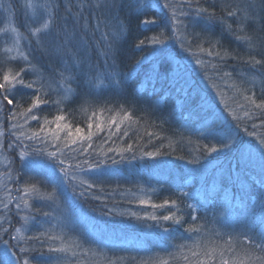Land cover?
<instances>
[{"label":"trees","instance_id":"16d2710c","mask_svg":"<svg viewBox=\"0 0 264 264\" xmlns=\"http://www.w3.org/2000/svg\"><path fill=\"white\" fill-rule=\"evenodd\" d=\"M166 1L169 0H114L115 8L102 11L85 6L83 18L77 24V31L88 42L89 62L116 73L115 79L121 81L119 87L109 85L106 80L103 90L92 92L83 83L79 86L73 84L75 94L62 103L59 110L52 104L41 105L39 110H34L40 117V124H37L30 118L26 121L21 114L28 107L27 101L32 96V90L18 86L17 105H6L4 112L0 113V132H3L0 144L4 145L0 148V209L4 204L9 205L11 211L7 215L12 224V207L22 198V188L25 187L23 183L26 179L22 178L25 163H22L19 154L8 149L7 145L15 143L18 136L21 138L24 135L20 131L25 133V137L29 133V136L38 133L34 140L29 139L26 142L27 145L34 144L45 148L41 143L43 138L50 142L49 147L55 151L58 145L76 149L77 152L73 154L76 160L69 162L73 170H76L74 166L77 163L81 164L82 169L89 170L88 165L83 162L87 160L92 163L95 156L102 157V161L106 160V163L101 164L105 167L103 174L108 171L106 166H109V169L121 170L107 185L101 180H91L96 187L91 193L77 198L76 204L80 203L83 210L96 222L95 225L103 229L92 237V240L101 242V247L90 246L91 242H76V236L69 228L60 229L55 233L62 238L64 244L76 242V246L85 247L87 255L90 254L92 258L87 264H99V260H102L101 264H119L126 260L129 262L131 256L114 255L108 247L119 244L121 238L128 240L132 236L141 237L143 233L162 237L172 229L180 231L185 247L181 248L180 252L181 245H176L179 243L163 237L159 247L165 252V249L172 245L174 248L170 255L165 252L167 256L174 258L175 262L179 257V264H185L181 254L190 255L189 248L197 239L192 237L194 242L190 246L185 241L191 221L181 225L172 221H153L149 216H145L155 214L157 210L161 215H170L175 211L171 203L173 200L182 210L176 212V215L185 220L188 219L189 212L187 205H193L197 211L192 214L199 217L196 223L207 224L206 231L213 227L218 230L226 228L240 241L248 237L255 239L257 243L264 234V196L261 192L264 187V160L259 159L261 145L257 139L264 138V116L244 99L245 96H250L257 103L264 99L260 68L249 63V54L255 56L256 60L264 59V55H261L264 50V8L261 7V0H199L200 6L215 14L216 19L211 22L194 15L179 14L173 19L172 14L176 10L164 7L163 5L169 4ZM56 2L60 5L59 9L63 10L62 13L58 12L57 24L62 25L65 21L61 17L65 16H68V22L71 23L72 17L65 11L66 2L72 5V12L75 13L80 0ZM251 3L254 9L252 5L249 9ZM229 6L238 12L236 18L228 16ZM246 8L254 17L243 25L246 33L252 37L254 46L251 48L236 39L237 34H243L239 33V16L243 15ZM184 11L192 12L187 7ZM19 14L17 9L15 24L17 29H23L28 20L23 16L19 17ZM97 19L102 21L99 30L95 28ZM144 20H153L155 24L150 29H145L142 23ZM85 23L87 28L84 27ZM104 24H107V27ZM229 24L232 25L233 31H229ZM120 26H123V35L116 40L119 55L115 60V68H111L112 61L109 60L108 65H105L104 57L99 51L105 44L102 33L117 31ZM145 36H158L166 43L164 46L147 45L141 51L137 44L139 39ZM208 41H211V44ZM197 43L205 48L211 47L214 52L226 53L227 56L223 61L214 55L209 56L207 52L199 50ZM153 48L156 49L155 52ZM31 50L34 62L45 75L52 74L58 61L42 55L35 44ZM141 56L146 59L133 69V64ZM2 58L6 63L3 54ZM197 58L205 61L206 69L195 63ZM153 63L162 64L169 69H175L177 65L185 67L187 79L192 85L189 95L178 93L176 86L168 79H148L147 73ZM211 64L221 66L224 71L231 73V76L221 79L214 74ZM6 67L8 70V67L14 65ZM25 79L31 80L35 77L29 74ZM213 84L216 87H213ZM53 98H56L55 94ZM9 109L18 113L20 127L15 130L11 127L15 121L10 119ZM229 109L236 111L240 119H235ZM245 109H250L255 115L251 119L244 117ZM126 114H131L129 119H124ZM58 115L65 119L56 121L55 117ZM45 118L49 121L48 124H44ZM89 123L92 124L91 128L87 126ZM57 124L61 127L57 128ZM41 128L44 130L41 131ZM76 128L83 129V136L90 135L91 139L81 140L79 134H76ZM69 131L73 133L72 136L68 135ZM228 131L231 135L239 137L238 144L231 150L224 149L222 144ZM53 135L59 139L54 140ZM73 140L77 143L73 144ZM129 145H132L130 151ZM203 145L216 147L218 151L206 152ZM241 148L253 153L251 162L244 163L240 160ZM146 152H152L154 155L147 156ZM121 156L124 159H121ZM133 156L135 158H132ZM193 156L206 158L212 163L206 177L202 175L196 181H193L192 176H188L187 167L181 165V160ZM111 157H115L119 163L112 164ZM170 164L173 166L170 167ZM69 171L72 172L70 169ZM167 182L175 192L181 194L169 191V196L164 198L161 192L166 188L164 183ZM100 188L112 195L106 200L93 199L92 195L98 194ZM47 190L36 191V198L31 203L43 202L49 195L46 194ZM80 191L81 189L77 192ZM141 200L146 203H140ZM165 200L169 203L164 204ZM105 203L106 208L103 207ZM152 205L164 206L153 208ZM109 212L111 214H108ZM133 212L136 216L132 215ZM5 227L8 225L5 224ZM165 228L168 229L167 232L164 231ZM41 232L40 230L39 233ZM189 234L196 236L195 233ZM175 238L181 239L178 233ZM3 239L9 242L7 235ZM57 243L53 241V247L61 246L60 240ZM35 247L41 249L38 244ZM142 249L148 253V245L143 241L136 250L141 253ZM16 254L20 255L18 252ZM30 255L35 258L33 264H49L52 256L60 257V253L48 251L47 243L40 251H34ZM118 256L120 259H117Z\"/></svg>","mask_w":264,"mask_h":264},{"label":"snow or ice","instance_id":"6c2138e0","mask_svg":"<svg viewBox=\"0 0 264 264\" xmlns=\"http://www.w3.org/2000/svg\"><path fill=\"white\" fill-rule=\"evenodd\" d=\"M14 0H8L7 3L4 0H0V17H9L7 24L4 27H0V40L11 42L10 46L5 47L3 50V55L8 57L6 63H0V70H2L7 65H14V67H8L7 71H0V113H3L5 106H16V90L17 87H23L26 89L32 90V96L28 98V107L25 109L24 115L25 120L29 118L32 121H35L37 124H40V117L37 116L34 110H39L41 105L52 104L59 110V106L68 101L75 94V89L73 84L79 86L83 83L87 88L92 92H95L97 89L103 90L105 87V81H108L109 85L120 86L121 81L115 79L117 75L114 72H110L108 68L101 69L96 65L89 62V56L87 53L88 42L77 31V24L81 18H83V11L85 6L88 8H93L97 10H106L109 8H115L116 4L114 0L110 3L109 0H80L76 5L77 11L72 12V5L66 2L65 11L72 17V22H68V16L61 17L65 22L62 25L57 24L58 9L60 5L56 0H40L39 3L36 0H25L24 9L26 12L32 14L35 19L31 20V23L27 27V35H21L20 31L12 23L11 17L15 16V8L13 6ZM164 7H172L170 4L163 5ZM181 8L180 15H194L197 17H202L206 22H211L216 19L213 12H209L208 8L200 6L199 0H183V3L179 5ZM187 7L191 9L192 12H185L183 9ZM261 7L264 8V0H261ZM37 12L39 16L37 17ZM228 16L236 18L238 12L232 10L229 6L227 12ZM176 12L173 11V19L176 17ZM240 19V29L237 34L236 39L239 41L245 42L249 48L253 47L252 37L246 33L243 25L249 19H254V17L247 11V8L243 10V15L239 16ZM143 25L145 29H150L152 25L155 24L153 20H144ZM177 23H180L177 21ZM32 24H38L39 26H31ZM102 21L100 19L96 20L95 28L99 30L101 28ZM107 27V24H104ZM85 28L88 27L87 23L84 25ZM229 31H233L232 25H228ZM123 35V26L118 27L117 31L114 32H103L102 37L104 39V47L100 49V54L104 57L105 65H108L109 60L112 61L110 65L111 68H115V60L119 55L118 45L116 40L119 36ZM111 36V40L109 37ZM28 41V50L25 51L24 47L21 44L22 40ZM165 40L161 39L158 36H145L142 39H139L137 47L141 51L147 45H165ZM211 44V41H208ZM35 44L36 47L40 50L42 55H47L49 57L55 58L58 61L57 66L54 68L53 73L50 75H45L39 65L34 62V56L32 53V45ZM183 43L181 47H183ZM197 47L201 52H207L209 56H216L220 60H224L227 56L226 53L220 51H213L211 47L205 48L199 43ZM154 52L155 48L152 49ZM12 53H15V56H12ZM261 55H264V50L261 51ZM146 59L145 56H141L133 64V69H136L137 65L141 64V61ZM195 63L201 65L203 68H207L205 61L197 58ZM249 63L253 66H259L260 76L262 77L260 83L262 85V91H264V59L256 60L255 56L249 54ZM211 68L214 70V74L219 76L221 79L224 77H230L231 73L223 70L221 66L217 64H211ZM33 75L35 79L26 80L25 78L29 75ZM147 78L150 80H156L159 78L168 79L170 82L176 86V90L180 94L185 96L189 95L192 85L187 79V69L181 65H177L175 69L165 68L164 65L159 63H153L151 68L147 73ZM255 79V78H254ZM216 87L215 84L212 85ZM55 94L56 98H53ZM255 93H253V96ZM223 99V97H222ZM245 101L252 105L255 109L260 111V114L264 116V99L257 103L253 97L245 96ZM227 107V105H226ZM232 112V116L239 120L240 116L236 111L229 109ZM131 114H126L124 119H129ZM244 117L249 119L252 118L255 113L250 109H245L243 113ZM18 113L9 109V117L12 121H15L11 127L15 130L17 127H20L17 120ZM63 116H56V121L64 120ZM115 122V121H113ZM49 121L45 118L44 124H48ZM88 128L92 127V124L89 123ZM57 128L61 126L56 125ZM65 127H67L65 125ZM255 127V125H253ZM44 129L41 128V131ZM103 131V128L100 129ZM76 134H79L81 140H90L91 136H83V129L76 128ZM119 131V128H117ZM247 132V128H245ZM249 135H254L255 133H248ZM3 135V132H0V136ZM69 136H72L71 131L68 132ZM38 136V133H33L28 137L30 140H34ZM226 138L222 141L223 148L226 150H231L234 145L238 144V135H231L230 131L225 134ZM54 140H58L59 137L53 135ZM261 145V150L259 151V159L264 160V138L257 137ZM41 143L45 145V148H39L33 145H24L19 138L17 137L15 143H9L7 145L8 149L15 151L16 149H23L19 152V157L22 159V163L26 160L27 164L33 168L44 166L42 160L36 159L35 155L28 159V149L31 148L34 154H43L45 153L47 147L50 146V142L41 138ZM73 144H76L77 141L73 140ZM91 145H89L90 147ZM4 145L0 144V148H3ZM82 147V146H81ZM132 149V145L128 146V150ZM204 151L217 152L216 147L209 148L208 145H203ZM75 150V149H73ZM111 151V150H110ZM51 160V164L47 165L50 168L55 169L57 165L59 166L58 170L63 174L62 179L65 182H72L77 180V176L69 171L68 168L64 166V160L61 159V156L64 155V152L60 150V146H57L56 151H51L46 153ZM145 155L153 156L154 153L146 152ZM132 158H135L134 156ZM253 153L251 151H245L243 148L240 149V160L244 163H249L252 161ZM121 159H124L121 156ZM112 164H117L119 161L115 157H111ZM192 162L199 163V158H195ZM83 163L88 165L89 170H94L100 168L101 163H106L105 161H97L95 164L89 163L87 160ZM76 170H81V164L77 163L75 166ZM264 184V182H262ZM81 189L79 196L83 197L86 194L91 193L94 187L93 183H87L85 180H80L79 185ZM73 192L75 193L77 185L73 184ZM32 189L25 188V196H28ZM262 196H264V187L261 189ZM43 195V194H42ZM110 195L103 188L99 189L98 194H93L92 198L95 200H106ZM47 199L51 200L52 196L49 194ZM21 203L27 206V199L21 198L15 204L17 212L21 209ZM140 203H146V201L141 200ZM169 201L165 200L164 204H168ZM175 211H172L170 215H162L160 217L155 214L149 215V219L153 221H172L174 224H189L187 231L189 233H195L197 236L196 242L193 246L189 248L190 255L181 254L182 259L185 261V264H264V234L260 237V242L257 243L255 239L245 237V240L240 241L238 238H234L231 234H226L218 229L207 230V224L198 225L196 221L199 219L198 216L193 215V212H196L197 209L193 205H187L189 210L188 219L185 220L182 216H177L176 212L182 211L179 206L176 204V201L172 202ZM164 205H152L153 208L163 207ZM103 207H107L106 203ZM8 204H4L3 208L0 209V264H33L34 257H31V253L34 251H40L47 243L48 251L56 253H67L72 251V246L64 244L61 237L51 234L50 232L40 233L33 236H25L21 234L19 228H15L12 224V220L9 219L7 213L10 212ZM108 214H111L109 212ZM42 215L49 216L50 213L43 212ZM133 216H136V213H132ZM27 217H24V220L27 221ZM5 224L8 227H5ZM161 226H163L161 224ZM165 232L168 231L167 228L164 229ZM204 233V235H201ZM7 235L9 240L14 241V244H9L7 240H4L3 237ZM227 235V239L225 236ZM60 240V247H53L52 242ZM40 245L41 249L35 247V245ZM24 245V246H22ZM181 248L185 247L184 245L180 246ZM15 249V251H13ZM16 252H19L20 255H17ZM7 257L4 259L3 256ZM72 255L75 256L76 253L72 251ZM163 264H168V261H164Z\"/></svg>","mask_w":264,"mask_h":264},{"label":"rangeland","instance_id":"374dc122","mask_svg":"<svg viewBox=\"0 0 264 264\" xmlns=\"http://www.w3.org/2000/svg\"><path fill=\"white\" fill-rule=\"evenodd\" d=\"M5 3L8 2V0H4ZM24 2L25 0H14L13 6L15 8V11L19 9L20 14L19 17L23 16L27 20L35 19L36 17H33L31 13L26 12L24 9ZM37 3L40 2V0H36ZM166 3H169L172 5V7L176 10V14L179 15L181 12V8L179 5L183 3V0H169L166 1ZM252 5V9H254L253 3L249 5V9ZM185 9V7H184ZM183 9V10H184ZM26 14V16H25ZM39 16V13L37 12V17ZM0 27H4L7 24V21L9 17H0ZM13 25L16 27V21L15 17H11ZM31 26H39L38 24H32ZM174 26V25H173ZM19 30V29H18ZM22 35V34H21ZM26 36V35H24ZM11 42L8 41L7 43L3 40H0V48L1 52L3 54V50L5 47L10 46ZM22 46L24 47V50H28V41L22 40L21 41ZM33 46V45H32ZM4 56V55H3ZM12 56H15V53H12ZM6 60H8V57L4 56ZM20 133L24 134L19 138V140L24 144L27 145L26 142L29 140L28 137L30 133L25 137V133L23 131H20ZM19 133V134H20ZM19 137V136H18ZM23 149H16L13 152H16L19 154L20 151ZM60 150L64 152V155L61 156V159L64 160V166L68 169H70L73 174L77 176V180L72 182H65L62 177L63 174L59 172L58 168L55 169L48 167L47 165L51 164L50 158L47 156V152L55 151L54 149H51V147H47L45 153L43 154H34L33 150L31 148L28 149V159L32 158L35 155L36 159L42 160L44 162V166L33 168L30 165L27 164L26 160L24 161L25 167L23 170V177L25 178V184L23 189V199H27L28 204L25 206L23 203H21V209L19 212H17L15 208V204L12 207L13 215H14V223L13 226L15 228H19L21 230V234L28 236L29 234L36 235L42 231L41 233L50 232L53 235H56L58 231L65 230L69 228L73 235L76 236V242H91L89 245H93L94 247H101V242L99 240H92V237L95 234H98V232H102L101 226H96L95 221L89 216L83 209L82 205L80 203H77V198L81 197L79 196V181L85 180L87 183H93V179L101 180L104 184L107 185V183L110 182L112 179L110 176L109 171H107L105 174H103V171L105 170V167L100 165V168L94 169V170H84L81 168V170H73L71 165H69V162L75 161L76 157L73 155L77 152V150H73L69 148L68 146L61 147ZM195 158H199V163L192 162ZM92 161L93 164H95L97 161H102V157L95 156ZM102 164V163H101ZM181 165L187 167V174L188 176L193 177V181L198 180L202 175L206 177L208 174V170L210 169L212 163L208 162L206 158L202 157H188L187 159L181 160ZM4 166V165H3ZM173 164H170V167H172ZM5 167V166H4ZM77 171V172H76ZM71 172V173H72ZM104 177V180H103ZM193 181H190V183H193ZM73 186V184L77 185L75 193L70 188L69 191H66L67 184ZM167 182L166 188L164 189L162 194H164V198L169 196V191L174 192L177 195H180L181 193L175 192V189L172 186H169ZM32 189L30 194L28 196H25L24 189ZM40 189H48L47 194H51L52 199H45L43 202L37 201L34 203H31V201L36 198V191ZM51 191L48 193V191ZM67 194V195H66ZM84 197V196H83ZM190 198V197H189ZM63 201H62V200ZM63 202V203H62ZM43 212L50 213L49 216L42 215ZM155 215L160 217L162 216L159 211L157 210L155 212ZM145 216H149V214H146ZM24 217H27V221L24 220ZM191 223V222H190ZM215 228V227H213ZM226 234L233 235L232 231H227L226 228H223L222 230H219ZM180 231L172 229L167 234H164L163 238H170L173 240L177 246L183 245L184 242H182L184 239L180 236ZM178 233L179 237L181 239L175 238V235ZM40 234V233H39ZM202 235V234H201ZM162 237L149 235L147 233H143L141 237L132 236L128 240H124V238L120 239L119 244H112L108 248L110 252L114 255H128L131 256L129 258V262L126 260L124 263L119 264H163L164 261H168V264H179V257L177 258L176 262L174 258H169L167 254L170 255V253L173 251V246L165 249V252L162 251L160 246V242ZM184 237V236H183ZM192 236L189 233L185 235V241L188 242L189 246L192 242ZM227 235L225 236V239H227ZM244 240V239H243ZM59 240L54 241L57 243ZM144 242L145 245H150L153 247V251L151 253L146 254V250L142 249L141 253H139L136 249L141 246V242ZM9 244H14L15 242L12 240H9ZM76 242H72L70 245L72 247V251L76 253L75 256L72 255V251H69L67 253H60L59 256H52L50 258L49 264H87L88 261H91L92 258L89 255H87L86 248H81L76 246ZM77 243V244H78ZM58 244V243H57ZM23 246V245H22ZM156 246V247H155ZM133 250V251H132ZM188 250V249H187ZM186 250V251H187ZM15 251V249H13ZM160 251V253H159ZM181 252V247H180ZM179 252V253H180ZM19 253V252H18ZM70 255H69V254ZM20 254V253H19ZM68 254V255H66ZM92 254V253H91ZM84 257V258H83ZM126 257V256H124ZM4 259H7L6 255L3 256ZM86 258V259H85ZM117 259H120L118 256ZM102 260H99V264H101ZM42 264V263H40Z\"/></svg>","mask_w":264,"mask_h":264},{"label":"bare ground","instance_id":"6f19581e","mask_svg":"<svg viewBox=\"0 0 264 264\" xmlns=\"http://www.w3.org/2000/svg\"><path fill=\"white\" fill-rule=\"evenodd\" d=\"M62 9H58V12H60V13H62ZM31 20H32V18L30 19V20H28V22L26 23V25H24V28L22 29V28H20L19 29V31H20V33L22 34V35H24L25 33H27V27L29 26V24L31 23ZM2 52H1V48H0V63H5V61H4V59L2 58V54H1ZM0 71H7V67H4L2 70H0ZM104 164V163H103ZM106 166V165H105ZM106 168H107V170L109 171V173H110V176H111V178L113 177V176H116L115 174H118V173H120V171L121 170H119V169H109V166H106ZM122 169V168H121ZM68 188H70L71 190H73V187L71 186V185H69V184H67V189H65L66 191H69V189ZM75 191H77V190H75ZM51 191L49 190L48 191V193H50ZM47 194V193H46ZM156 247V246H155ZM153 251V249H152V247L148 244V253H151Z\"/></svg>","mask_w":264,"mask_h":264}]
</instances>
